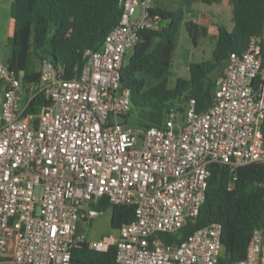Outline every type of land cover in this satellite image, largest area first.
Masks as SVG:
<instances>
[{
  "label": "built area",
  "instance_id": "built-area-1",
  "mask_svg": "<svg viewBox=\"0 0 264 264\" xmlns=\"http://www.w3.org/2000/svg\"><path fill=\"white\" fill-rule=\"evenodd\" d=\"M153 2L120 0L118 24L100 51H84L72 79L44 59L38 83L24 87L0 60V264H70L84 242L96 252L115 247V264L218 263L219 223L175 246L160 235L196 219L212 165L228 167L233 180L240 167L264 165V37L229 54L206 109L189 99L181 120L171 109L163 127L135 129L119 121L131 109L121 69L141 33L161 28ZM38 93L49 104L25 114ZM103 198L133 206L134 219L116 236L88 241L78 227L103 212ZM229 264H264V228Z\"/></svg>",
  "mask_w": 264,
  "mask_h": 264
},
{
  "label": "trees",
  "instance_id": "trees-1",
  "mask_svg": "<svg viewBox=\"0 0 264 264\" xmlns=\"http://www.w3.org/2000/svg\"><path fill=\"white\" fill-rule=\"evenodd\" d=\"M212 5L219 0H200ZM232 7V31L219 27L214 61L190 64L189 78L177 79L170 86V69L174 67L173 51L183 12L155 8L161 18L159 30L144 31L140 41L127 55L121 69V83L131 90V109L123 117L135 118L139 128L163 127L168 112L182 115L189 99L196 101L197 111L212 102L215 82L208 76L225 61L230 53L246 50L252 37H264V0H229ZM120 0H11L12 34L8 38L10 55L7 65L20 76L26 87L37 84L35 63L47 59L72 79L80 73L86 49L100 51L107 33L119 22ZM188 34L196 40L201 28L194 22L185 23ZM264 39V38H263ZM264 49V40H263ZM49 104L41 93L25 107V114H37ZM181 120V119H180ZM264 144V121L261 126ZM205 201L194 220H189L175 233L160 238L169 245H179L196 230L219 223L222 226V251L217 264L239 261L246 251L255 229L264 228V165L252 163L237 169L233 180L228 167H210ZM96 208H111V226L118 230L134 219V207L110 205L103 198ZM70 264H115V247L106 252L90 250L87 243L72 251Z\"/></svg>",
  "mask_w": 264,
  "mask_h": 264
},
{
  "label": "rangeland",
  "instance_id": "rangeland-1",
  "mask_svg": "<svg viewBox=\"0 0 264 264\" xmlns=\"http://www.w3.org/2000/svg\"><path fill=\"white\" fill-rule=\"evenodd\" d=\"M11 0H0V60L3 64L7 63L10 55L8 38L11 36L10 18ZM155 8H164L170 11L181 10L183 21L179 24L175 37L173 51L174 67L170 69V86L177 79L189 78L190 64L213 62V52L217 43V31L219 27H224L227 31H232V7L228 1L219 0L218 3L207 5L200 0H154ZM194 22L200 28V33L194 41L188 34L185 23ZM133 49L128 52L131 55ZM127 57V56H126ZM35 69H39V62L35 63ZM225 61L215 69L209 76V81L215 82L222 72ZM178 65V67H175ZM24 107V102L20 104V110ZM183 118L179 115V119ZM119 121L125 122L123 118ZM138 120L129 119L126 123L132 128L138 127ZM39 192V189L36 191ZM112 210L108 208L92 220L91 224H81V234L88 240H99L110 235H117V230L111 226Z\"/></svg>",
  "mask_w": 264,
  "mask_h": 264
},
{
  "label": "crops",
  "instance_id": "crops-1",
  "mask_svg": "<svg viewBox=\"0 0 264 264\" xmlns=\"http://www.w3.org/2000/svg\"><path fill=\"white\" fill-rule=\"evenodd\" d=\"M225 1H228V0H225ZM11 34H12V30H11ZM0 96H1V90H0ZM82 224H84V223H82ZM78 234L81 235V236H83V235L81 234V224H80L79 227H78ZM83 237H84V236H83Z\"/></svg>",
  "mask_w": 264,
  "mask_h": 264
},
{
  "label": "water",
  "instance_id": "water-1",
  "mask_svg": "<svg viewBox=\"0 0 264 264\" xmlns=\"http://www.w3.org/2000/svg\"><path fill=\"white\" fill-rule=\"evenodd\" d=\"M175 67H178V65H175Z\"/></svg>",
  "mask_w": 264,
  "mask_h": 264
}]
</instances>
